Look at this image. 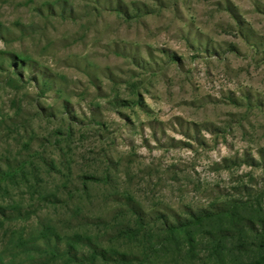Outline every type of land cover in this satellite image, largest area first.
Segmentation results:
<instances>
[{
	"label": "rangeland",
	"instance_id": "374dc122",
	"mask_svg": "<svg viewBox=\"0 0 264 264\" xmlns=\"http://www.w3.org/2000/svg\"><path fill=\"white\" fill-rule=\"evenodd\" d=\"M258 234L264 0H0L5 264L237 263Z\"/></svg>",
	"mask_w": 264,
	"mask_h": 264
},
{
	"label": "trees",
	"instance_id": "16d2710c",
	"mask_svg": "<svg viewBox=\"0 0 264 264\" xmlns=\"http://www.w3.org/2000/svg\"><path fill=\"white\" fill-rule=\"evenodd\" d=\"M177 227L174 225H171L170 228H168L167 230L169 231L170 234H172L174 232V230ZM262 234V233H261ZM226 237H224L223 235L220 236V238H218L217 240L212 239V241H216L215 244L213 245V247L216 249H218V253L215 254V256H217L218 258L222 257L223 255V250H225V241ZM195 242V238L194 236L191 238V243L193 244ZM253 248H256V252L254 250V255H252L251 260H239V262L235 263V262H227L226 264H264V236L261 235L259 236L258 234V240L255 244H251ZM238 252H247L250 251L252 252L253 250H249V247L246 246H242L241 248H237ZM258 258V259H257ZM0 264H5L4 260L2 258H0Z\"/></svg>",
	"mask_w": 264,
	"mask_h": 264
}]
</instances>
